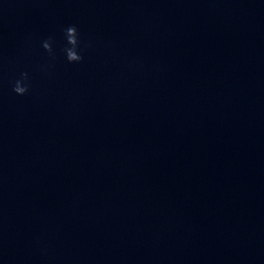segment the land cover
Returning <instances> with one entry per match:
<instances>
[{
    "label": "water",
    "instance_id": "obj_1",
    "mask_svg": "<svg viewBox=\"0 0 264 264\" xmlns=\"http://www.w3.org/2000/svg\"><path fill=\"white\" fill-rule=\"evenodd\" d=\"M246 2L0 0V264H198Z\"/></svg>",
    "mask_w": 264,
    "mask_h": 264
},
{
    "label": "clouds",
    "instance_id": "obj_2",
    "mask_svg": "<svg viewBox=\"0 0 264 264\" xmlns=\"http://www.w3.org/2000/svg\"><path fill=\"white\" fill-rule=\"evenodd\" d=\"M64 39L66 41L64 47L61 49L66 60L69 63H79L84 59L83 48L81 47L82 41L80 33L76 25H68L63 29ZM54 38L52 36L47 37L42 41V47L46 50L49 56L54 60L56 58L55 50L53 48ZM51 65L43 66V70L47 71ZM12 91L17 95H25L31 88V78L27 71L21 72L12 82Z\"/></svg>",
    "mask_w": 264,
    "mask_h": 264
}]
</instances>
